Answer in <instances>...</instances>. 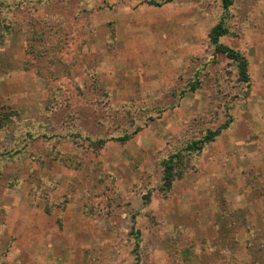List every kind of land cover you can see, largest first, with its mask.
<instances>
[{
	"label": "rangeland",
	"instance_id": "obj_1",
	"mask_svg": "<svg viewBox=\"0 0 264 264\" xmlns=\"http://www.w3.org/2000/svg\"><path fill=\"white\" fill-rule=\"evenodd\" d=\"M48 2L0 4V264H264V0Z\"/></svg>",
	"mask_w": 264,
	"mask_h": 264
},
{
	"label": "trees",
	"instance_id": "obj_2",
	"mask_svg": "<svg viewBox=\"0 0 264 264\" xmlns=\"http://www.w3.org/2000/svg\"><path fill=\"white\" fill-rule=\"evenodd\" d=\"M26 1L35 4V6L38 5L39 7L42 6L43 3L44 4L49 3L48 1L50 0H19V2L17 3L12 2L11 0H0V4L3 5V7H6L8 10L11 8L12 10H14V8L18 4L23 5ZM169 1L170 0H165L164 2H169ZM164 2L150 0V3L155 5H162ZM232 2L233 0H224V6L228 8L232 4ZM229 32H230L229 26L224 20H221L213 27V29L210 32L211 44L214 46L216 53L222 52L235 62L239 74V79L242 82L250 83L251 77L249 71V60L247 59V57L241 51L221 42V38L224 35H227ZM192 87L195 88L196 87L195 84ZM225 127H227V125L220 127L216 130H208V132L203 137L191 140L186 144V146L183 149H181L176 153H172L166 159H164L163 161L164 185L167 189H170L172 187L174 179L177 177L178 174L182 173L185 167H187V161L185 160V156L193 152H200L201 150H203L204 146L208 142L213 141L221 133L222 129ZM130 137H131L130 135H126L118 139L126 140ZM104 142L105 140H101L100 143L103 144ZM187 257H189L188 260L184 261ZM194 257H192L189 254L188 255L185 254L184 260H182V264H203L200 262V258L198 260L196 256ZM227 261H228V257L226 256V260L222 261L221 263L218 262L215 264H227L228 263Z\"/></svg>",
	"mask_w": 264,
	"mask_h": 264
},
{
	"label": "crops",
	"instance_id": "obj_3",
	"mask_svg": "<svg viewBox=\"0 0 264 264\" xmlns=\"http://www.w3.org/2000/svg\"><path fill=\"white\" fill-rule=\"evenodd\" d=\"M256 96H258V98H256V99H259V100H261V101H263V104H264V97H263V93L262 92H256V93H254ZM255 98V97H254ZM260 101V102H261ZM264 107V106H263ZM260 131H262L260 134H262V135H264V129L262 130H260ZM264 142V140H262L261 141V143H263ZM261 143H256V144H261ZM248 144H250V143H248ZM251 144H255L254 142L253 143H251ZM250 144V145H251Z\"/></svg>",
	"mask_w": 264,
	"mask_h": 264
}]
</instances>
